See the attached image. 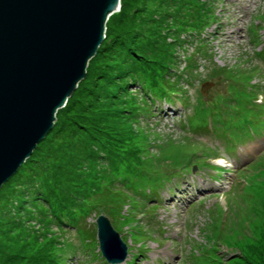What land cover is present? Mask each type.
I'll return each mask as SVG.
<instances>
[{
	"label": "rangeland",
	"instance_id": "374dc122",
	"mask_svg": "<svg viewBox=\"0 0 264 264\" xmlns=\"http://www.w3.org/2000/svg\"><path fill=\"white\" fill-rule=\"evenodd\" d=\"M214 2L120 0V9L108 18L104 39L89 60L84 79L57 111V121L46 137L0 188V264H53V251L67 256L62 264H102L95 260L98 241L95 237L93 241L84 240L80 230V226L95 230V219L102 215L110 219L126 243L127 258L122 264L131 262L141 251L143 254L134 264H183L184 261V264H196L192 246L202 242L199 228L207 230V223L212 220L206 215L205 202L213 194L222 193L231 200L234 214L230 213L229 217L232 216L230 224L235 228L231 227L228 239L218 243L213 252L216 261L212 264H264V189L256 191L252 187L264 182V159L262 167L257 161L238 162L232 169L237 175L234 184L222 180L218 192L212 190L205 196L183 198L180 193L186 190L185 194L191 188L181 178L176 185L167 181V177L176 180L173 168L187 160V155L193 156L194 149L208 148L213 151L208 156H224L227 151L224 145L229 144L223 137L226 130L237 138L241 132L246 135L255 130L229 113L226 122L215 119V131L222 134L221 139L219 135L215 138L206 134L197 127L204 111L198 96L201 85L209 81L213 84L206 90L207 101L219 102L228 95L230 82L211 76L213 63L236 73L255 67L258 77L264 79V62L255 58L248 41L252 38L248 31L251 25L264 26L262 20H255L256 17L264 20V0H252L250 4L240 0L218 3L214 12L218 23L204 34L214 33V38L209 37L208 47L213 54L199 59V80L188 83L189 88L185 89L188 101L182 98L188 102V112H174L173 104L157 100L159 107L152 106L150 120L139 116L127 119L119 113L120 108L130 103L136 104V113L141 110L139 99L143 92L139 82H146L153 68L167 61L166 65L174 70L186 69L191 52L202 42L204 27L213 16L208 10L214 8ZM260 34L264 35V29ZM172 55L179 59H169ZM240 65H245V69L240 70ZM239 76L244 75L230 78L237 94L241 91L235 85ZM256 82L252 78L250 84ZM115 103L119 105L113 106ZM147 103L152 105L148 99ZM193 117L195 121L188 128ZM124 134L126 138L119 141L118 152L114 146ZM162 179L167 187H173L161 204L167 206L166 213L157 211L150 217L145 215L148 209L142 207L140 212L127 214L124 207L131 204L124 200V194L141 198L138 187L158 184ZM132 182L138 186L137 190H130ZM104 186L114 189L111 195L102 193ZM166 192L168 189L163 187L158 193L166 197ZM109 202L120 204V209L110 208ZM69 205L73 206L72 210ZM67 206L72 215L56 225L59 210ZM179 209L185 219L178 217L182 213L175 216L174 211ZM80 220L84 221L83 225L78 223ZM69 221L71 226L67 225ZM172 223L180 230L181 247L177 251L174 247L158 250L164 241L158 231L165 232ZM191 234L195 235L192 239ZM119 244L115 245L118 252L124 249Z\"/></svg>",
	"mask_w": 264,
	"mask_h": 264
},
{
	"label": "water",
	"instance_id": "95a60500",
	"mask_svg": "<svg viewBox=\"0 0 264 264\" xmlns=\"http://www.w3.org/2000/svg\"><path fill=\"white\" fill-rule=\"evenodd\" d=\"M119 9L120 0H0V188L52 129ZM96 223L105 257V236H118L104 216Z\"/></svg>",
	"mask_w": 264,
	"mask_h": 264
},
{
	"label": "trees",
	"instance_id": "16d2710c",
	"mask_svg": "<svg viewBox=\"0 0 264 264\" xmlns=\"http://www.w3.org/2000/svg\"><path fill=\"white\" fill-rule=\"evenodd\" d=\"M208 12H213V8L211 7L208 10ZM213 20H214V17L212 16L207 21V25H209L211 22H213ZM203 27L204 26L201 25V29ZM204 28L206 29L207 26H205ZM200 39H202V37H200ZM200 44H202V42ZM168 58L169 59H171V58L179 59L176 55L169 56ZM166 63H167V61H166ZM166 63L165 64L162 63L163 65H159L157 68H153L151 70V72H149V73H151L150 76H149V74L147 75L146 82H139L140 89L143 92L142 99H139L142 102L141 110H139L138 113H136V111H135L136 104L130 103V104H127L126 106H124L123 108L119 109V113H121L122 116H123V114H125L127 119H129L131 116L134 117V118L139 116L142 119L149 118V117L152 116V111L153 110H152V105H149L147 103V99L151 100V104H152V101H153V96L156 97V99H158V100H163V101L164 100H168L166 91H176L180 87L179 86V84H180L179 80L178 79H173V78H175L173 69L170 67V65H166ZM187 68H188V66L186 67V69ZM185 70H183V71H185ZM217 73L218 72H216V71L212 72V76L213 77L218 76L219 73L218 74ZM131 98H136V97H131ZM126 100H127V95H126V99L124 100V104H126V102H127ZM118 105H119V103H117V104L115 103V105H113V106L116 107ZM124 138H126L125 134L118 141H116L118 143V145L115 144L114 150L118 149L117 151L120 152L121 143L119 141H124ZM116 156H112V158H115ZM117 164L119 165V163H117ZM114 166H116V163H114ZM137 187L138 186H135L133 182L129 186L130 190H132V191H134L135 189L137 190ZM115 190H117L116 192L121 193L120 190H118V189H115ZM113 191H114V189L111 186L102 187V193L104 195H111V193ZM138 194H141L139 190H138ZM131 196L132 195H130V194H124V200H126V202H127V198L134 197V196H132V197ZM134 198H132V199H134ZM79 200H80V198L78 199V201ZM109 203H112V202H109ZM70 205H69L70 209L71 208L73 209V206H70ZM67 207L62 208V209L59 210V212L61 214H60L59 217H56V221L55 222H58L61 219L65 218V217H69L70 215H72V213L69 210V207L68 208ZM115 208H119L120 209V204H116ZM48 221H50V219H46V222H48ZM50 222L55 223L54 220L50 221ZM68 223L70 224V226L72 225L71 221H69ZM78 223L80 225L81 224L83 225L84 221L80 220V222H78ZM55 224L59 225L60 222L55 223ZM80 230H81L82 238L84 240L93 241L95 239L94 238L95 237V230L94 229H91L90 227L89 228H85V227L81 228V226H80ZM53 252L51 253V255H53V256H51L53 264H62V262L66 260V257H67L66 255L62 257L63 254L61 252H59L58 254H55ZM47 263L48 262H46V264Z\"/></svg>",
	"mask_w": 264,
	"mask_h": 264
},
{
	"label": "bare ground",
	"instance_id": "6f19581e",
	"mask_svg": "<svg viewBox=\"0 0 264 264\" xmlns=\"http://www.w3.org/2000/svg\"><path fill=\"white\" fill-rule=\"evenodd\" d=\"M108 243H109V247L115 248L116 242L113 238H108Z\"/></svg>",
	"mask_w": 264,
	"mask_h": 264
}]
</instances>
